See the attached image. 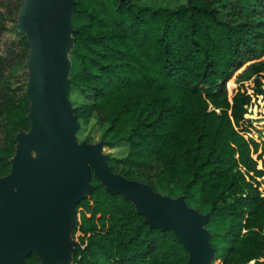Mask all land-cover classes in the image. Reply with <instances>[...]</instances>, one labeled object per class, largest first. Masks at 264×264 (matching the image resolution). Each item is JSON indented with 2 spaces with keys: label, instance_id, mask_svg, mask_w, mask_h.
<instances>
[{
  "label": "trees",
  "instance_id": "trees-1",
  "mask_svg": "<svg viewBox=\"0 0 264 264\" xmlns=\"http://www.w3.org/2000/svg\"><path fill=\"white\" fill-rule=\"evenodd\" d=\"M71 2L68 81L86 100L73 115L92 119L106 146L124 148L109 155L110 171L206 214L218 264H264V194L255 186L264 144L241 134L250 96L227 94L252 79L264 98V0ZM18 8L19 0H0V177L10 172L16 134L30 128L29 43L24 34L3 37ZM88 184L72 207L71 264H185L171 229L151 226L92 172Z\"/></svg>",
  "mask_w": 264,
  "mask_h": 264
},
{
  "label": "water",
  "instance_id": "water-1",
  "mask_svg": "<svg viewBox=\"0 0 264 264\" xmlns=\"http://www.w3.org/2000/svg\"><path fill=\"white\" fill-rule=\"evenodd\" d=\"M28 2L24 22L18 23L19 0L15 29L29 43L30 128L16 134L10 172L0 177V264H26L25 257L32 252L38 264H63L72 207L88 191L90 172L106 190L129 198L151 226L171 229L187 252L185 264H210L209 235L200 231L206 214H193L180 196L170 199L145 183L111 172L98 145L76 143V118L62 81L66 69L57 52L61 32H72L65 17L72 2ZM32 150L38 151L34 158Z\"/></svg>",
  "mask_w": 264,
  "mask_h": 264
},
{
  "label": "rangeland",
  "instance_id": "rangeland-1",
  "mask_svg": "<svg viewBox=\"0 0 264 264\" xmlns=\"http://www.w3.org/2000/svg\"><path fill=\"white\" fill-rule=\"evenodd\" d=\"M184 0H145L146 3H150L154 6H168L172 7L177 4L182 3ZM29 5L28 0H20V9L18 12V23H23L25 19L26 13L24 12V8ZM65 17L68 18V22H70V14L67 16L65 12ZM70 25V23H69ZM19 28L17 27L14 31H8L4 33V38L13 39L17 38L19 35ZM71 35L70 29L63 30L59 35V42L57 52L59 53L62 62L65 65V74L66 78H63L64 88H65V98L70 105V108L73 110V107L86 101L84 94L77 88L72 87L67 82L68 79V72L70 68V50H71ZM262 88L264 89V83L262 84ZM239 89L240 91H245L250 96V102L246 106V114L244 117L248 119V123L244 126L246 130L243 131L241 134L247 140H253L257 143L264 144V98L261 95H255L253 93V80H247L242 82L241 84H232L227 88V94H231V91H235ZM92 119L88 120L87 122H79L76 120V129L74 131V138L77 144H84L89 146H99V153L102 156H105L107 159L109 155H122L124 152L123 147L114 146L109 147L104 144V140L100 139L99 132H96L92 129ZM37 150H32L30 154V158H34L37 156ZM257 166L263 170V175L257 178L256 189L259 194H264V155L261 156L260 160H257ZM170 199H176L177 195L167 196ZM193 214H201L193 207H187ZM215 224V220H212L209 223V227H213ZM203 233H208V230L205 228L200 229ZM71 239L65 235V260L63 264H71V256H70V249H71ZM68 250V251H67ZM218 257L212 260V264H218ZM59 261V260H58ZM41 264V263H40ZM54 264V263H53Z\"/></svg>",
  "mask_w": 264,
  "mask_h": 264
}]
</instances>
